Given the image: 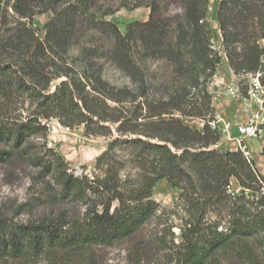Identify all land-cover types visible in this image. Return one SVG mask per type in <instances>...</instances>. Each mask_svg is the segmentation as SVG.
<instances>
[{"label":"trees","instance_id":"obj_1","mask_svg":"<svg viewBox=\"0 0 264 264\" xmlns=\"http://www.w3.org/2000/svg\"><path fill=\"white\" fill-rule=\"evenodd\" d=\"M141 6L147 21L125 33L105 20ZM208 8L209 0H0V166L36 171L45 201L58 205L36 224L0 221V259H70L177 215L180 224L166 226L178 228V242L171 233L169 248L156 244L169 250L168 264H264V178L240 150L217 148L222 133L208 84L221 56ZM43 14L51 17L40 38L33 19ZM216 21L229 69L264 90V0H220ZM91 31L103 41L70 56ZM150 60L171 68V85L159 93L147 79ZM107 62L134 87L109 83ZM193 119L201 129L185 123ZM50 120L111 139L94 174L75 175L48 147ZM127 166L133 173H123ZM160 180L180 190V215L153 200Z\"/></svg>","mask_w":264,"mask_h":264},{"label":"rangeland","instance_id":"obj_2","mask_svg":"<svg viewBox=\"0 0 264 264\" xmlns=\"http://www.w3.org/2000/svg\"><path fill=\"white\" fill-rule=\"evenodd\" d=\"M219 1L209 0L207 16L211 29L212 48L221 56L220 65L208 84L216 121L219 118L220 123L218 124L222 133L220 147L217 148L223 152L231 151L238 145L247 148L251 154L250 160L264 178V156L262 155V150H264V105L263 100L261 104L258 102L261 90H254V79L235 77L227 65L216 21ZM167 3L168 10L164 12V15H171L175 12V8L170 2ZM148 15L149 9L145 6L131 10L120 8L115 14L106 16L105 20L112 22L122 33H125L129 24L145 22ZM50 17V14H43L37 15L33 19V25L40 38L44 37L43 28ZM102 41L96 32H88L80 40L79 45L70 51V56L78 55L81 47ZM145 66L149 74L148 82L153 85L152 88H155L157 93L162 91L163 86L171 85V68L166 62L150 60L146 62ZM104 77L115 86L134 87L131 80L109 62L105 63ZM252 122L260 131L256 138L240 136L238 128ZM185 123L194 129L202 127L199 119L186 120ZM48 127L47 145L68 163L70 171L75 175L90 176L94 174L96 159L107 149L111 139L86 136L82 127L66 128L61 126L57 120H50ZM117 152L121 158H129L126 153ZM129 166L123 171L125 175L133 173ZM35 174L36 171L24 169L17 162L0 166V221L8 227L36 224L44 218L51 217L52 213L57 214L55 212H57L58 205L47 204L44 185L36 179ZM231 191L239 192L234 180L231 181ZM179 194V189L173 188L166 180H160L153 189L152 198L160 206V210L166 212L174 210L180 215L179 209L176 208ZM63 207L70 211L74 208L76 211L79 210L74 205ZM169 224H180L178 216L173 215L165 221L162 218L153 220L127 241L108 248H94L70 259L62 255L57 257L43 255L38 258H4L0 259V264H168L169 258L166 257V252L169 250L164 251L156 244H159L158 240L161 239L169 248L172 239L171 233L174 236V242H178L179 230L173 227L169 231L166 226Z\"/></svg>","mask_w":264,"mask_h":264},{"label":"built area","instance_id":"obj_3","mask_svg":"<svg viewBox=\"0 0 264 264\" xmlns=\"http://www.w3.org/2000/svg\"><path fill=\"white\" fill-rule=\"evenodd\" d=\"M253 87L255 91H260L261 95H260V100H258V102L261 104L262 100L264 102V90L260 87L257 79L253 80ZM263 95V96H262ZM259 129L257 126L253 125V122L248 124H244L241 127L238 128V134L242 137H247V138H256L257 134H258ZM240 148V151L243 153V156L247 159L250 160L251 159V154L250 152L247 150V148L245 147H241L240 145H238V149Z\"/></svg>","mask_w":264,"mask_h":264},{"label":"crops","instance_id":"obj_4","mask_svg":"<svg viewBox=\"0 0 264 264\" xmlns=\"http://www.w3.org/2000/svg\"><path fill=\"white\" fill-rule=\"evenodd\" d=\"M217 122L220 123L219 118H217ZM217 147H220V142H219V144L217 145ZM236 150H238V147H237V146H236L234 149H232L231 151H236Z\"/></svg>","mask_w":264,"mask_h":264}]
</instances>
